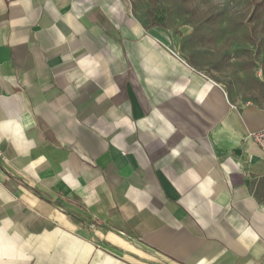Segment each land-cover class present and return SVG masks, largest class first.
Segmentation results:
<instances>
[{
    "label": "crops",
    "instance_id": "obj_1",
    "mask_svg": "<svg viewBox=\"0 0 264 264\" xmlns=\"http://www.w3.org/2000/svg\"><path fill=\"white\" fill-rule=\"evenodd\" d=\"M176 45L126 0H0V264H264V104Z\"/></svg>",
    "mask_w": 264,
    "mask_h": 264
},
{
    "label": "rangeland",
    "instance_id": "obj_2",
    "mask_svg": "<svg viewBox=\"0 0 264 264\" xmlns=\"http://www.w3.org/2000/svg\"><path fill=\"white\" fill-rule=\"evenodd\" d=\"M176 37V51L233 102L264 104V0H126Z\"/></svg>",
    "mask_w": 264,
    "mask_h": 264
},
{
    "label": "built area",
    "instance_id": "obj_3",
    "mask_svg": "<svg viewBox=\"0 0 264 264\" xmlns=\"http://www.w3.org/2000/svg\"><path fill=\"white\" fill-rule=\"evenodd\" d=\"M250 138L253 141H255L261 147V149L264 153V129L251 134Z\"/></svg>",
    "mask_w": 264,
    "mask_h": 264
}]
</instances>
